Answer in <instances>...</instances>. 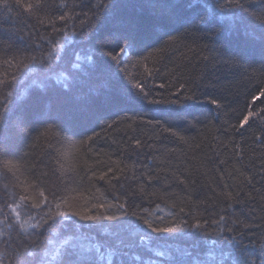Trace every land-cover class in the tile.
Listing matches in <instances>:
<instances>
[{"label": "trees", "instance_id": "trees-1", "mask_svg": "<svg viewBox=\"0 0 264 264\" xmlns=\"http://www.w3.org/2000/svg\"><path fill=\"white\" fill-rule=\"evenodd\" d=\"M67 2L71 5L73 0ZM97 2L98 0H83V3ZM120 2L128 5L120 10L124 15L151 16L158 19L161 15H170L172 9L168 5L176 3L177 0H151L155 7L147 10L132 6L146 3L148 0ZM18 11L12 0H7V7L4 6L3 0H0V26L14 30L22 29L18 35L24 36L25 41L30 31L38 29L44 33V29L34 18L18 16ZM80 19L69 23V31L74 23L78 32ZM218 23L224 21L218 20ZM218 31H221L218 26L203 24L194 19L191 13L187 23H157L148 29L142 40L128 50L127 56L120 57L121 67L126 71L119 73L111 61V71L100 64L101 60L107 59L102 57L98 50V44L104 39L101 32L89 33L97 37L91 42L82 39L79 34H70L65 49L61 50V59L53 60V70L41 69L31 74L24 86L18 87L14 102L21 106L19 115L24 116L27 112L29 126L35 129L32 136L20 145L19 151L28 152V159L37 164L38 172L50 171L59 168L61 164L64 165V183L69 190L75 189L67 193L75 197L72 200L75 210H88L92 214L106 212L120 215L122 210L116 207L107 209V205L124 203L129 213L136 212L138 216L146 215L143 210L148 209L155 216L165 217L166 221L174 219L176 223L182 220L187 222L180 232L157 239L151 251L139 244L135 225L142 222L131 215L123 217L120 221L100 220L95 223L75 216L59 218L63 223L58 222L55 225L57 231H62L68 237L80 236L82 233L90 234L94 237L93 243L98 242L105 248L122 249L128 253L123 257L114 256L113 264H117L120 259H123L125 264H201V261L208 260L210 251L216 260H219L221 248L228 256L226 264H234L235 256L239 253L232 245L224 242L213 244L216 237L206 236L204 230L192 227L198 221H207L205 229L211 232L216 227L211 221L218 219L219 215H226L233 219L246 218L247 222L253 225L250 230H245L246 235L241 242L247 248L259 251L262 242L260 238L264 236V200L260 199L264 196V144L254 138L262 133L255 123L251 128L242 130V136L234 133L229 125L236 123L232 109L243 108L248 94L254 90L257 82H264V60L261 58L258 37L254 44L245 46L243 31L239 34L225 32L223 39L216 35ZM169 36L176 39L169 44L156 66L165 71L166 68L180 65L184 76L205 73L215 87L201 88L197 95L204 91L211 92L221 99L223 108L194 104L187 110L190 115L180 119L175 113L178 105H150L136 95L132 84L140 78L143 67H134L135 60L159 48ZM189 48L193 51H189ZM234 55L240 57L238 64L221 62L222 56L227 59ZM202 56L215 57V67L204 62ZM147 63L149 67H153V61ZM5 70L0 67V73ZM36 79L43 80L48 85L41 93V103L38 106L31 96V82ZM166 79L159 76L149 78L147 87L153 94L159 91L167 96L166 89L157 87L160 83H165ZM68 85H71V88ZM115 93L120 95L122 102L117 105L107 104ZM196 118H199L200 123L190 127L189 122H194ZM142 120L160 121L163 127L171 126L185 137L187 143L163 132L161 126L154 127L141 122ZM113 121L117 123L108 128L107 125ZM47 126H52V134L35 141V137ZM88 136H93L94 139L78 150L75 146L77 142ZM130 138L141 139L146 145L141 149L129 147L132 144ZM148 144L153 147H147ZM236 144L240 145L239 149L234 147ZM241 150L243 158L236 156V152ZM221 160L225 163L220 164ZM117 161L119 167L125 169L123 175L118 171L115 173L120 176L119 180L112 179V173L103 181L93 178V172L99 176L109 167L115 170ZM148 168L153 171L162 169L161 181H153L151 186H146V192H156L157 196L132 195L140 182L137 178ZM235 169L253 175V183L259 192L253 191L255 199L248 201L246 206L234 205L227 208L220 193L239 190L242 177L236 178L238 173ZM173 173L180 179H186V185L179 184L173 178ZM164 177H167V180H164ZM224 185L229 187L225 189ZM244 191H252V187L245 184ZM83 197L90 198L87 204ZM4 198L6 197L0 184V200ZM99 203H104L106 208L92 207L93 204ZM157 205L163 211H159ZM180 207H184V213L179 212ZM241 208L244 211L243 216ZM250 209L255 211H249ZM169 212L177 215L169 217ZM129 221L133 222L132 225L128 224ZM120 224L124 225V230L113 227ZM149 234L156 236L150 232ZM121 240L125 244L134 241L136 246L125 247L120 243ZM81 242L87 245L89 240L82 239ZM157 252H162L163 255H157ZM92 255L95 257L94 252ZM103 264H107V261Z\"/></svg>", "mask_w": 264, "mask_h": 264}, {"label": "snow or ice", "instance_id": "snow-or-ice-1", "mask_svg": "<svg viewBox=\"0 0 264 264\" xmlns=\"http://www.w3.org/2000/svg\"><path fill=\"white\" fill-rule=\"evenodd\" d=\"M3 3L7 7V0H3ZM12 4L19 10L18 16L34 18L47 34L38 29L30 31L27 34V41H25L24 36L18 35L22 29L14 30V28L0 26V67L6 69L0 73V184H2L6 197L0 200V264H103L104 261H107V264H113L114 256L123 257L128 254L122 249L105 248L98 242L93 243L94 237L90 234L82 233L80 236L68 237L62 231H57L55 225L58 222L63 223L59 218L70 216L93 223L100 220L120 221L129 215L136 217L142 222V224L135 225V230L139 235V244L150 251L153 250L152 245L157 239L180 232L187 222L182 220L176 223L174 219L166 221L165 217L155 216L148 209L143 210L146 215L138 216L136 212L129 213L124 203L107 205V209L116 207L122 210L120 215L106 214V212L92 214L88 210H75L72 204L75 197L67 194L75 189L69 190L64 183L66 175L63 170L64 165L61 164L59 168L50 171L41 170L38 172L37 164L29 161L28 152L19 151L20 145L32 136L35 129L29 126L27 112L24 116L19 115L21 106L14 102L15 92L18 87L24 86V82L31 74L45 68L53 70V60L61 59V50L65 49L70 34L73 36L79 34L82 39L91 42L97 37L89 35V33L101 32L104 39L98 44V50L101 56L107 59L101 60L100 64L111 71L114 63L116 72H125L126 69L121 67L120 57L127 56L128 50L145 37L148 29L157 23L162 25L187 23L190 13L194 19L200 20L203 24L218 26L221 31H218L216 35L222 39L225 32L239 34L243 31L244 44L248 46L254 44L258 37L261 58L264 60V0H177L176 3L168 5L172 9L171 14L161 15L158 19H153L151 16L124 15L120 10L128 5L122 4L120 0H98L97 3L73 0L71 5L67 0H59L58 3L57 0H12ZM132 7L147 10L155 5L151 3V0H148L146 3ZM77 9L80 11L78 12ZM81 17L82 19H80ZM76 19H80L78 32L74 23L69 31V23ZM218 20H223L224 23H218ZM175 39V37L169 36L168 40L164 41L159 48H155L147 55L135 60L134 67H143L140 78L132 84V87L136 89V95L150 105H178L179 108L175 110V113L180 119H183L185 115H190L187 110L194 104L209 105L216 109L223 108L221 99L212 95L211 92L204 91L200 92L199 96L197 95L201 88L215 87L207 79L205 73L184 76L180 65H176L175 68H166L165 71H161L160 67L156 66L167 51L169 44ZM189 51H193V49L189 48ZM129 58L131 59V57ZM239 58L238 55L230 56L227 59L222 56L221 62L238 64ZM202 60L215 67V57L202 56ZM109 61L113 63H109ZM148 61H153V67L148 66ZM208 64L205 66L207 67ZM157 76L162 79L167 78L165 83H160L157 86L159 89H166L167 96L159 91L153 94L147 87L149 78ZM129 82L131 83V81ZM31 87V96L38 106L41 103V93L48 85L43 80L36 79L32 80ZM68 87L71 88V85ZM157 96L160 98H155ZM201 97L203 98L201 99ZM121 102L120 95L115 93L107 101V104L117 105ZM187 102H193V104ZM232 112L236 123L229 125L231 130L242 136V130L251 128L255 123L260 128L262 135H257L254 139L264 144V82H257L254 90L248 94L244 107L233 108ZM141 122L154 127L161 126L163 132L187 143L185 137L171 126L163 127L160 125V121L142 120ZM116 123L113 121L107 127L111 128ZM198 123L200 120L196 118L194 122H189V125L195 127ZM51 134L52 126H47L35 137V141H39L41 137L47 138ZM93 139V136H88L86 139L78 141L75 146L78 150L83 149ZM130 139H132V144L129 147L134 149H141L146 145V142L141 139ZM147 147L152 148L153 146L148 144ZM234 147L239 149L240 145L236 144ZM236 156L243 158L242 150L237 151ZM219 163L224 164L225 161L221 160ZM262 168H264V160H262ZM117 171L121 175L125 172L124 168L119 167L118 161L115 170L109 167L99 176H96L95 172L92 173V176L103 181L109 176V173H112L111 178L119 180L120 176L115 174ZM160 171L162 169L153 171L148 168L146 172H142L141 177L137 178L140 182L131 194L157 196L156 192H146V186H151L153 181H161ZM235 172L238 173L237 179L242 177L238 186L239 190L220 193L224 197L227 208H232L234 205L246 206L248 201L255 199L253 191L259 192L253 183V175L246 174L240 169H235ZM173 178L179 184L186 185V179H180L175 173H173ZM164 180H167V177H164ZM245 184L251 186L252 191L245 192ZM223 187L227 189L229 186L224 185ZM83 199L87 204L90 198L83 197ZM260 199L264 200V196H261ZM92 207L105 209L106 205L99 203L93 204ZM157 209L163 211L159 205H157ZM184 211V207H180L179 212L184 213ZM249 211L254 212L255 210L250 209ZM175 215L177 214L173 212L168 213L169 217ZM241 215H244L243 208H241ZM132 223V221L128 222L129 225ZM207 223V221L204 223L198 221L192 227L204 230L206 236L216 237L213 244L224 242L232 245L233 249L239 253L235 256L234 264H264V236L260 238L262 242L259 251L247 248L241 242L246 235L245 230H250L253 227L246 218L236 217L233 219L226 215H219L218 219L211 221V224L216 225L211 232L205 229ZM113 227L124 230L123 224L113 225ZM149 232L156 236L150 235ZM82 239L89 240V243L87 245L82 243ZM120 243L129 248L136 246L134 241L125 244L121 240ZM93 252L95 257L92 255ZM157 255L162 256L163 253L157 252ZM219 256L220 259L216 260L213 252L210 251L208 260L201 261V264H213V262L214 264H226L228 256L225 255L222 248ZM117 264H125V261L120 259Z\"/></svg>", "mask_w": 264, "mask_h": 264}]
</instances>
